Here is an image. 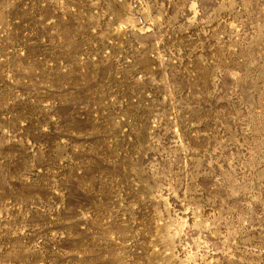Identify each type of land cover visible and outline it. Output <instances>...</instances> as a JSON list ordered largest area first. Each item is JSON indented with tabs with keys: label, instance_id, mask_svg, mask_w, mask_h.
<instances>
[{
	"label": "rangeland",
	"instance_id": "rangeland-1",
	"mask_svg": "<svg viewBox=\"0 0 264 264\" xmlns=\"http://www.w3.org/2000/svg\"><path fill=\"white\" fill-rule=\"evenodd\" d=\"M0 264H264V0H0Z\"/></svg>",
	"mask_w": 264,
	"mask_h": 264
}]
</instances>
